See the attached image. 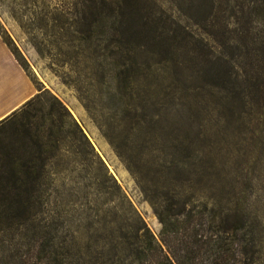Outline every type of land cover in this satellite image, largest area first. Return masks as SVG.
Segmentation results:
<instances>
[{
  "label": "trees",
  "instance_id": "trees-1",
  "mask_svg": "<svg viewBox=\"0 0 264 264\" xmlns=\"http://www.w3.org/2000/svg\"><path fill=\"white\" fill-rule=\"evenodd\" d=\"M71 5L72 13L62 12L57 19L79 24V33L87 34L82 38L95 41L97 46L113 47L118 55L114 63L118 89L111 96L114 116L127 122L124 143L140 147V153L126 154L121 152L125 145L116 143L119 156L143 187L158 174L164 178L154 186L151 198L162 226L158 238L131 205L122 220L104 215L89 222V231L97 235L95 243L112 252L106 261L253 264L254 230L247 226L239 213L240 203L233 199L236 187L220 189L212 182L223 177L213 169L208 156L215 146V134L222 139L264 134V0H72ZM179 18L185 19V24H204L220 53L205 51L200 63V48L187 49ZM140 54L156 62L173 60L177 75L201 76L205 93L195 92L205 100L201 108L190 116L178 113L179 119L171 116L172 105H162L149 117L135 111L136 106L126 97L134 98L127 87L133 90L137 85L131 80L130 67L124 66L127 61L132 66ZM98 64L106 66L102 61ZM46 103L50 104L48 110ZM57 115L70 122L71 130L64 129V121ZM0 127L22 135L18 141L24 152L10 169L18 201L45 177L49 162L67 135L74 134L78 142L94 151L69 110L49 93L35 95ZM225 197L228 203L222 208ZM34 227L38 233V226ZM71 252L72 245H68L65 264H72Z\"/></svg>",
  "mask_w": 264,
  "mask_h": 264
},
{
  "label": "rangeland",
  "instance_id": "rangeland-1",
  "mask_svg": "<svg viewBox=\"0 0 264 264\" xmlns=\"http://www.w3.org/2000/svg\"><path fill=\"white\" fill-rule=\"evenodd\" d=\"M71 2L0 0V36L31 79L35 95L55 96L94 149L91 152L74 134L64 137L45 177L29 193H22L18 201L10 169L24 152L18 141L22 135L0 127V264H65L68 245H72V264H110L106 261L112 253L110 248L96 244L97 235L87 226L104 215L122 220L130 205L156 238L162 228L157 205L151 198L154 186L164 178L158 174L143 187L115 148L119 143L125 145L121 152L140 153V147L124 143L127 122L114 116L111 96L118 89L114 80L118 55L113 53V47L97 46L95 41L82 38L87 34L79 33V24L57 19L62 12L72 13ZM179 23L187 49L200 48V63L205 51L220 53L204 24H185L186 20L181 18ZM151 58L140 54L132 66L130 61L124 66L130 67L131 80L137 85L133 90L127 87L129 94H135L133 99L126 97L136 106L134 110L149 117L156 115L162 105H172L170 114L174 119H179L181 112L188 116L197 112L205 101L195 94L205 93L202 77L177 75L173 60L156 62ZM99 61L106 66L101 67ZM146 61H150V67ZM49 107L46 103L45 109ZM55 117L64 121L60 115ZM63 125L65 130H71L68 120ZM213 142L215 146L208 157L223 179L214 178L212 182L220 189L236 187L233 199L240 203L239 213L250 229L252 226L256 238L253 264H264V134L227 139L215 134ZM227 203L225 197L222 208ZM211 206L210 202L208 208Z\"/></svg>",
  "mask_w": 264,
  "mask_h": 264
},
{
  "label": "crops",
  "instance_id": "crops-1",
  "mask_svg": "<svg viewBox=\"0 0 264 264\" xmlns=\"http://www.w3.org/2000/svg\"><path fill=\"white\" fill-rule=\"evenodd\" d=\"M36 94L31 79L0 36V123Z\"/></svg>",
  "mask_w": 264,
  "mask_h": 264
}]
</instances>
